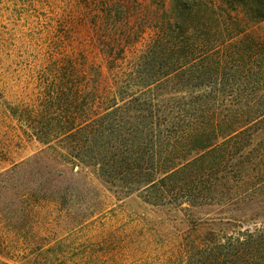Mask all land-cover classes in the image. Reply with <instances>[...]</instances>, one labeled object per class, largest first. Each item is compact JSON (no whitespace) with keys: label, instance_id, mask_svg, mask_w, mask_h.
I'll return each mask as SVG.
<instances>
[{"label":"trees","instance_id":"obj_1","mask_svg":"<svg viewBox=\"0 0 264 264\" xmlns=\"http://www.w3.org/2000/svg\"><path fill=\"white\" fill-rule=\"evenodd\" d=\"M136 3L88 8L100 63L48 56L19 114L42 149L0 171V216L71 209L96 180L182 215V264H264V0ZM217 222L236 231H200Z\"/></svg>","mask_w":264,"mask_h":264},{"label":"rangeland","instance_id":"obj_2","mask_svg":"<svg viewBox=\"0 0 264 264\" xmlns=\"http://www.w3.org/2000/svg\"><path fill=\"white\" fill-rule=\"evenodd\" d=\"M98 1L0 0V171L42 149L19 114L37 99L38 72L48 56L83 51L101 62L91 43L95 16L88 14ZM145 1L136 6L141 9ZM92 187L101 193L69 202L71 209L45 207L24 224L13 215L0 216V264L183 263L180 237L191 225L182 215L148 205L138 194L117 197L96 180ZM194 214L203 220L223 217L216 208ZM208 228L236 231L220 222L200 231Z\"/></svg>","mask_w":264,"mask_h":264}]
</instances>
